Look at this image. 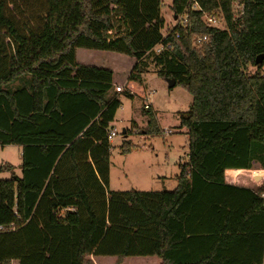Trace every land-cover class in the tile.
<instances>
[{
    "label": "trees",
    "instance_id": "obj_1",
    "mask_svg": "<svg viewBox=\"0 0 264 264\" xmlns=\"http://www.w3.org/2000/svg\"><path fill=\"white\" fill-rule=\"evenodd\" d=\"M163 6L0 0V147L22 148L21 177L9 165L11 179L0 180V264H264V184L252 192L224 178L264 169V63L255 65L264 0H174V21L186 16L187 27L166 32ZM161 44L171 47L156 55ZM78 49L135 59L125 90L113 92L111 69L78 63ZM150 56L159 76L193 97L179 115L189 161L173 192H111L108 135ZM142 115L140 134L161 135L152 108ZM120 150L133 148L126 140ZM257 239L258 257L234 253L237 245L252 251Z\"/></svg>",
    "mask_w": 264,
    "mask_h": 264
},
{
    "label": "rangeland",
    "instance_id": "obj_2",
    "mask_svg": "<svg viewBox=\"0 0 264 264\" xmlns=\"http://www.w3.org/2000/svg\"><path fill=\"white\" fill-rule=\"evenodd\" d=\"M173 1L164 0L161 11L166 22L164 32L175 26L171 12ZM88 53L91 57H95L91 58L92 62L88 63L89 65L97 63L99 68L114 66L117 73L116 81L120 83L117 86H122L125 90V81L127 84L128 71H130L129 58L125 55L103 51L89 50ZM81 55L82 52H80L82 60ZM109 55H112L110 56L112 59L109 58ZM156 63L154 56L144 60L142 64L144 74H142L141 81L130 83L133 88L132 93L135 94L133 99L121 95L122 106L111 126L116 134L110 141L112 149L109 191L111 192H173L178 185L177 178L181 173V165L189 161L187 131L180 128L179 115L189 112L192 96L181 86L171 89L168 80L158 75L161 67ZM250 72L254 73L255 69H250ZM262 72L264 73V66ZM16 86L19 84L13 87ZM116 87L113 92H116ZM146 105H150L156 114L158 126L162 131L161 135L145 136L140 134L147 123L146 116L142 115ZM125 130L129 133L128 138L123 135ZM126 140L131 144L133 150L131 153L123 155L120 146ZM9 165H12L13 172L21 177V147H0V167L4 169L0 173V180L11 179V172L6 171ZM100 260L112 262L116 258H101ZM93 261L95 264H99L97 259L93 258ZM124 261V264H141L143 260L127 258ZM117 263L118 261L114 264Z\"/></svg>",
    "mask_w": 264,
    "mask_h": 264
},
{
    "label": "crops",
    "instance_id": "obj_3",
    "mask_svg": "<svg viewBox=\"0 0 264 264\" xmlns=\"http://www.w3.org/2000/svg\"><path fill=\"white\" fill-rule=\"evenodd\" d=\"M88 51L89 50L78 49L76 52L77 62L80 64H83V65H87V66L99 67L97 63H92L91 65L88 64V63L92 62L91 58H95V57H91L89 55L90 53H88ZM80 52H82V55H81L82 60L80 59ZM110 56H112V55H109V58L112 59V57H110ZM128 58H129L128 60L131 62L129 65L130 66L129 70L132 72L131 69H133V66L135 65V63H134L135 60L131 57H128ZM108 69H111L114 72L113 85H114V87H116L117 84H120L118 81H116V75H117L116 70L114 69V66L112 68H108ZM130 71H128V75L131 74ZM128 77H127V79H128ZM125 85H126V81H125ZM192 103H193V97H192ZM224 178H225V183L228 186H232V187H236V188H243V189L250 190L252 192H257L259 189L262 188V186L264 184V169H262L258 164H254V167L250 170H227L225 172ZM256 224H257V226L262 227L263 223L261 220H258ZM235 250L236 251H234V253L236 255L239 254V256L247 254L250 252L252 255H255L258 257V255L260 254V244H259L258 239H257L255 246L252 248V251L247 250V247H245L243 245H241V246L237 245Z\"/></svg>",
    "mask_w": 264,
    "mask_h": 264
},
{
    "label": "built area",
    "instance_id": "obj_4",
    "mask_svg": "<svg viewBox=\"0 0 264 264\" xmlns=\"http://www.w3.org/2000/svg\"><path fill=\"white\" fill-rule=\"evenodd\" d=\"M198 9H199V8H198L197 5H195V6L193 7V10H198ZM242 11H243V5H240L239 3H235V4L233 5L232 13H233L235 19H238V18L242 15ZM206 19H207V17H206ZM205 22H206L207 25L210 26V27H214V28H218V29H224V27H225V22L220 21V20L216 21L215 19H209V20L207 19V21H205ZM177 26H180V27H182V28H186V27H187V17L184 16V17H182L178 22H175V26H174V28L177 27ZM172 28H173V27H172ZM164 37H167V34H164ZM176 37H177V39H179V35H176ZM207 41H208V39H207L206 37H204V38H199V39L197 40V44H202V43H205V42H207ZM170 47H171L170 45L165 46L164 44H161V45L157 46V47L153 50V53H155L156 55H160L164 50H166L167 48H170ZM123 91H124V88H123L122 86H117V87H116V92H117V93H121V92H123ZM149 108H151L150 105H146V106H145V109H149ZM115 136H116V134H115V132L112 130V131L109 133V135H108V139H109V141L113 140V138H114ZM263 199H264V197H263Z\"/></svg>",
    "mask_w": 264,
    "mask_h": 264
},
{
    "label": "water",
    "instance_id": "obj_5",
    "mask_svg": "<svg viewBox=\"0 0 264 264\" xmlns=\"http://www.w3.org/2000/svg\"><path fill=\"white\" fill-rule=\"evenodd\" d=\"M264 63V54L258 56L255 60V65L258 66V65H261ZM168 84H169V87L171 89L175 88L176 86V81L175 80H172V79H169L168 80ZM126 130L123 132V134H125Z\"/></svg>",
    "mask_w": 264,
    "mask_h": 264
}]
</instances>
